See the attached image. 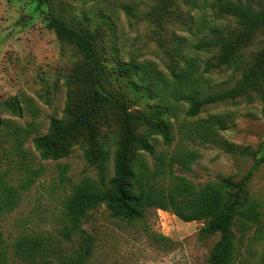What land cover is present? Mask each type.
I'll use <instances>...</instances> for the list:
<instances>
[{"label":"trees","instance_id":"trees-1","mask_svg":"<svg viewBox=\"0 0 264 264\" xmlns=\"http://www.w3.org/2000/svg\"><path fill=\"white\" fill-rule=\"evenodd\" d=\"M34 1L39 8L47 9V28L60 41L71 45L82 62L67 81L70 89L62 117L51 118L44 135L39 133L34 121L21 126L0 116V159L3 157L11 168L0 172V218L18 207L23 194L41 175V167L34 168L35 156L25 149L35 134L31 142L39 160L57 162L78 147L95 177L85 176L70 183L69 193L62 202L58 235L59 240L73 246L69 255L61 256L60 242L48 234L23 233L13 239L9 247L2 246L0 264H9V261L12 264H55L60 258L59 264L86 263L95 238L84 226L91 212L100 206H104L112 218L129 223L141 220L147 209L170 212L185 223L204 221L201 234L218 235L207 264H235L242 238L253 225L260 228L262 223L261 203L250 194L247 184L251 175L264 167V140L257 153L223 139L220 132L226 131L235 119L233 113L226 111L198 117L207 106L233 105L237 99L248 104L258 100L264 105V42L248 61L242 54L249 42L259 32H264V0H225L224 3L215 0L219 12L232 17L239 29L226 35L216 30L211 39L195 46L211 54L202 69L203 74L198 73L196 60H184L181 65L169 66V76L150 61L137 64L115 59V68L109 70L88 29L65 23L52 0ZM172 1L160 0L161 8H169ZM98 3L105 11L111 4L110 0H98ZM102 21L112 28L109 15H103ZM113 69L121 74L114 77ZM214 69L240 72V79L230 88L207 92L210 84L204 75ZM113 81H122L131 93L154 100V105L146 102L148 108L131 111L124 98L108 89ZM181 105L187 106L184 120L178 125L182 143L171 153L156 152L151 143L156 138L167 147L173 143ZM25 110L33 120L36 118L38 110L31 100L21 105V101L14 98L0 105L1 112L16 117H21ZM107 110L119 121L114 132L100 130V126H108ZM189 143L216 147L232 157L251 158L253 166L239 182L223 177L195 185L176 173V169L190 170L200 157L198 150L186 147ZM145 154L152 157L153 166L149 165ZM65 173L64 167L61 169L64 180Z\"/></svg>","mask_w":264,"mask_h":264},{"label":"rangeland","instance_id":"rangeland-1","mask_svg":"<svg viewBox=\"0 0 264 264\" xmlns=\"http://www.w3.org/2000/svg\"><path fill=\"white\" fill-rule=\"evenodd\" d=\"M110 3L105 11L98 0H52L65 23L73 27L79 24L92 33L109 70L115 68V59L121 63L136 61L137 64L150 61L169 76V66L196 60L198 73L203 74L202 69L211 54L199 51L195 46L211 39L216 30L226 35L239 29L232 17L219 12L215 0H174L169 3V8L163 6L165 10L161 8L160 0H110ZM250 4L258 7L251 1ZM46 11L34 0H0V105L16 98L21 105L31 100L38 110L34 120L26 110L21 117L4 111H0V116L21 126L34 121L41 135L46 133L51 118L62 117L70 89L67 81L82 62L71 45L60 41L47 28ZM103 15H109L112 28L103 23ZM262 42L264 32H259L242 52L246 61L262 47ZM111 73L114 77L121 74L114 69ZM204 77L209 79L207 92H215L232 87L240 79V72L214 69ZM108 89L124 98L133 112L148 108L146 102L149 106L155 103L139 93H131L122 81H113ZM179 107L173 143L167 147L156 138L151 142L156 152L171 153L182 143L178 125L184 120L187 106ZM226 111L235 114V119L226 131L220 132V136L229 143L257 152L264 140L263 103L255 100L248 104L237 99L233 105L207 106L198 118ZM107 115L108 126H100V130L114 132L119 121L109 110ZM35 136L30 137L25 149L35 156L37 164L34 168L41 167V175L23 194L18 207L0 218V250L4 245L9 247L18 235L37 232L60 242L61 256H67L73 246L59 240L58 235L62 202L69 193L70 183L85 176L95 177V172L88 167L78 147L57 162L39 160L31 142ZM186 147L198 150L200 157L190 170L176 169V173L195 185L223 177L239 182L253 166L251 158L228 156L216 147L192 143ZM145 157L153 166L152 157L147 154ZM0 161V172L11 169L3 157ZM64 167L65 180L61 174ZM247 187L261 203L262 223L260 228L253 225L242 238L235 264H264V167L251 175ZM204 223H185L170 212L154 209H147L141 220L129 223L112 218L106 208L100 206L91 212L84 226L95 238L92 254L84 264H207L218 235H202ZM59 262L61 258L54 263Z\"/></svg>","mask_w":264,"mask_h":264}]
</instances>
